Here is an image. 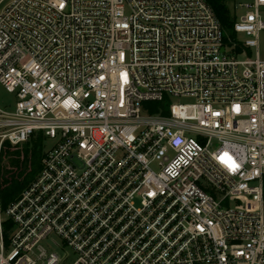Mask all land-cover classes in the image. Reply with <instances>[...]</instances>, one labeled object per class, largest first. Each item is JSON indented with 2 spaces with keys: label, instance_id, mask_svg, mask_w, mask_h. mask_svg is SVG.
I'll list each match as a JSON object with an SVG mask.
<instances>
[{
  "label": "built area",
  "instance_id": "2783aa9c",
  "mask_svg": "<svg viewBox=\"0 0 264 264\" xmlns=\"http://www.w3.org/2000/svg\"><path fill=\"white\" fill-rule=\"evenodd\" d=\"M234 13L225 42L207 0H0V171L55 140L0 264H264V0Z\"/></svg>",
  "mask_w": 264,
  "mask_h": 264
},
{
  "label": "trees",
  "instance_id": "16d2710c",
  "mask_svg": "<svg viewBox=\"0 0 264 264\" xmlns=\"http://www.w3.org/2000/svg\"><path fill=\"white\" fill-rule=\"evenodd\" d=\"M232 0H207L214 10L225 31V42L234 39L236 34L233 30L236 15L230 9L229 2ZM151 111L157 112L162 104L151 102ZM167 113L166 110L163 111ZM46 136L39 131L22 145L6 143L2 152L1 164V200L4 208L13 202L22 190L32 182L42 167V159L45 155Z\"/></svg>",
  "mask_w": 264,
  "mask_h": 264
},
{
  "label": "rangeland",
  "instance_id": "374dc122",
  "mask_svg": "<svg viewBox=\"0 0 264 264\" xmlns=\"http://www.w3.org/2000/svg\"><path fill=\"white\" fill-rule=\"evenodd\" d=\"M238 0H232L229 2V6L230 9L232 10V12H234V7H235V2ZM240 37L242 39H246L245 35H240ZM256 52V49H254V54ZM259 52L262 58H264V30L261 31L260 33V37H259ZM12 95L9 94L7 91H5L4 88L0 87V103H10L12 102ZM55 143V140L53 139H47L46 143H45V150L47 148H50L51 146H53V144ZM263 214H264V204H263ZM53 250H55L56 252H61L60 249L57 246H53ZM67 251H69L70 249L67 248Z\"/></svg>",
  "mask_w": 264,
  "mask_h": 264
}]
</instances>
